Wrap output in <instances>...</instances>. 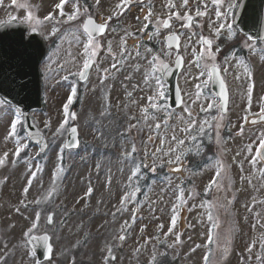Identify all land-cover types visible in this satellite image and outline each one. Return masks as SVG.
<instances>
[{"label": "rangeland", "instance_id": "374dc122", "mask_svg": "<svg viewBox=\"0 0 264 264\" xmlns=\"http://www.w3.org/2000/svg\"><path fill=\"white\" fill-rule=\"evenodd\" d=\"M38 1L55 12L58 0ZM143 1L129 0L135 5L101 46L93 40L90 47L82 21L118 16L125 6L121 0H90L91 9L85 8L87 0H71L64 15L59 13L67 21L43 28L53 43L42 69L45 108L35 118L50 141L45 155L26 134L17 135L20 115L0 102V264H257L264 258V163L257 155L264 125H245L251 111L264 110V43L245 45L248 61L234 54L224 60L233 108L226 117L206 115L207 106L217 102L201 91L208 67L195 66L199 34L184 25L186 14L201 22L211 0ZM77 3V18L68 20ZM216 9L209 10L214 20ZM5 11L0 20L9 18ZM168 18L172 28L185 29L179 84L187 100L172 111L161 102L166 92L159 74L178 53L165 43L170 30L162 24ZM147 24H153L150 33ZM53 29L60 34L51 35ZM143 31L144 38L136 36ZM211 34L206 35L213 40L218 33ZM89 57L96 69L79 83L76 76ZM17 116L19 126L10 135ZM222 121L230 123L226 133L218 125ZM211 123L216 151L203 160L199 135ZM73 124L81 144L68 150ZM17 149L22 157L13 162ZM174 164H184L185 176L165 170ZM35 216L54 248L44 262L26 248Z\"/></svg>", "mask_w": 264, "mask_h": 264}, {"label": "water", "instance_id": "95a60500", "mask_svg": "<svg viewBox=\"0 0 264 264\" xmlns=\"http://www.w3.org/2000/svg\"><path fill=\"white\" fill-rule=\"evenodd\" d=\"M263 0H260V4L257 7L258 10H255L254 16H256V19L259 17L262 18V13H261V8H262ZM256 8V7H255ZM253 9V7H252ZM255 19V17H254ZM255 19V21H256ZM245 23H248V21H245ZM91 27V26H90ZM245 29H248V26L245 25ZM264 30V29H263ZM14 50L16 53H19L22 50V47L15 45L11 46L9 48V53H14ZM44 51V50H43ZM43 51L39 52L38 55L34 51H27L26 52V57L22 58L19 64V61L14 59L9 58L7 59L3 64H11L12 69L8 72L7 82L5 80L3 82L0 81V93L4 96H6L9 100L15 102L17 105H19L21 108L24 109L26 116H28V110L30 109H36L40 107V100H39V75H38V64L43 56ZM17 55V54H16ZM14 63H17L18 65L12 66ZM179 68L176 69L178 71ZM15 79L14 83L13 81L11 82V79ZM5 79V78H4ZM22 79H27L30 84L26 85V90L27 88H30V93L18 95V93L13 94V87L16 88V86H19V80ZM11 82V83H9ZM18 84V85H17ZM24 90V89H20ZM20 93V91H19ZM21 94V93H20ZM26 98V99H25ZM75 128V127H74ZM26 129L30 132L32 139L34 141H37L42 144V148L44 149L46 146V142L44 140V137L41 135V133L38 132L36 127L31 123V120L26 117ZM73 129V128H72ZM76 129V128H75ZM78 145V140H77V130L75 133L71 130L69 134V138L67 141V146L68 147H77ZM42 239L36 238L34 240L38 241ZM44 245L45 249L48 252V256L50 255L51 252V246L49 245V237L46 236L44 237Z\"/></svg>", "mask_w": 264, "mask_h": 264}, {"label": "snow or ice", "instance_id": "6c2138e0", "mask_svg": "<svg viewBox=\"0 0 264 264\" xmlns=\"http://www.w3.org/2000/svg\"><path fill=\"white\" fill-rule=\"evenodd\" d=\"M12 2H13V4H16V0H12ZM121 2H122V4H126V3L129 2V0H121ZM214 2H219V0H214ZM65 3H67V0H60V3L56 5V8L60 9V15H61V16L64 15V12H63V5H64ZM184 4L187 5V0H184ZM173 6H174V5H173ZM21 7H25V5H21ZM238 7H240L239 0H237L236 3H232V4L229 5V9H230V11L233 10V9H235V8H238ZM78 13H79V5H78V3H77L75 12H74L73 14H71V15L68 16V20H74V19H76ZM198 14H200V13H198ZM149 15H151V13H149ZM174 15L179 16V13H178V12H177V13H174ZM218 15H220V14L218 13ZM186 16H187V19H188L189 21L192 20V17H191L190 15L186 14ZM33 19H35V18H34V16H33L32 12L29 11V12H28V15H27V20L31 21V20H33ZM50 19H53V17H52L51 14H49V15L46 16V17H44V20H50ZM109 19H111V18H109ZM145 19L147 20L148 17H146ZM37 23H40V21L37 20ZM165 24H166V26H168V25H167V22H165ZM90 26H91V27H90ZM106 26H107V25H106L105 23L95 24L91 17L88 18L87 22H86L85 25H84V28H85V30L87 31V34H88V37H89V39H88V44H89V45H91V44L93 43V40H92V32H93V31H98V32L103 33V32L105 31V29H106ZM223 27H224V25H221V26H220V28H223ZM228 28H229V31H231L232 26H231V25H228ZM32 30L35 32L37 29H36V28H33ZM57 31H58V29H53V32L51 33V35H55V33H56ZM219 31H220V29L218 28V29H217V32H219ZM206 43L211 44L212 41L209 40V41H206ZM210 55H211V53H210ZM89 67H90V64L86 62V63L84 64V69H88ZM113 67H115V65H113ZM167 67H168V65H163L161 70L166 69ZM81 75H83V73H81ZM201 75H203V73H201ZM159 83H160V81L157 80V84H159ZM197 87H199V86H197ZM72 95H73V96L75 95V89H73ZM71 103H72V98L70 97L69 100H68V104H71ZM65 111H67V105H65ZM145 111H146V110H145ZM19 122H20V121H19V116H17V120H16V122H14V123L11 125V133H10V135H14V134H15V132H16V124L19 123ZM156 126L159 127V125H156ZM61 127H63V125H61ZM72 131H73V133H75V132H76V129L73 128ZM173 139L175 140V136H173ZM192 139H195V137H193ZM179 143H180V144H183L184 141L181 140V141H179ZM77 146H78V145H77ZM260 147H261V148H264V139H262V140L260 141ZM19 151H20V149H17V152H16L17 155H19ZM132 152H135V147H134V146H133ZM259 154H260V153H259V151H258V152H257V155H259ZM6 155H7V154H5V156H6ZM175 161H176V163H179V162H180V156H177V157L175 158ZM2 163H3V160H0V164H2ZM179 170H180L179 168L175 169V171H179ZM137 171H139V169H137ZM133 174H135V173H133ZM217 176H219V172H217ZM212 183L215 184L216 181L214 180V181H212ZM89 191H91V190H89ZM127 199H128V197L125 196V197L122 199V203L124 202V200H127ZM209 219H211V217H209ZM49 222H51V218H49ZM174 223H175V220H173V224H174ZM120 239H124V237L122 236V237H120ZM249 250H250V249H249ZM109 252H111V249H109ZM111 258H112V259H115L114 256L111 257ZM154 259H155V258H154Z\"/></svg>", "mask_w": 264, "mask_h": 264}, {"label": "flooded vegetation", "instance_id": "af4514ba", "mask_svg": "<svg viewBox=\"0 0 264 264\" xmlns=\"http://www.w3.org/2000/svg\"><path fill=\"white\" fill-rule=\"evenodd\" d=\"M220 2H214L213 3V6H215V7H218V6H220ZM222 5V4H221ZM15 16H17L16 15V4H15ZM27 8H29L28 6H25V7H21V5H19V9H18V16L20 17V16H23V13L24 12H27ZM205 16V15H204ZM26 19H27V15L24 17V21H26ZM225 21H228V17H227V15H226V12H223L222 14H221V16H220V18L218 19V23L219 24H222V23H224ZM28 33H30V31L28 32Z\"/></svg>", "mask_w": 264, "mask_h": 264}]
</instances>
